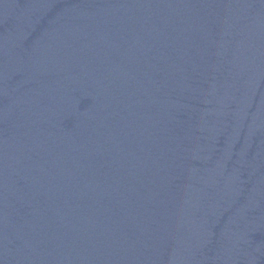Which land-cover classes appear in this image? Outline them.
<instances>
[{"label": "water", "instance_id": "1", "mask_svg": "<svg viewBox=\"0 0 264 264\" xmlns=\"http://www.w3.org/2000/svg\"><path fill=\"white\" fill-rule=\"evenodd\" d=\"M264 0H0V264H261Z\"/></svg>", "mask_w": 264, "mask_h": 264}]
</instances>
